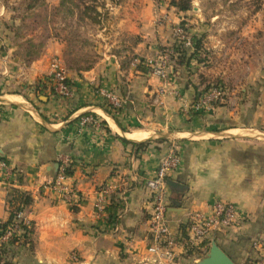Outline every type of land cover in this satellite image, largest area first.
Instances as JSON below:
<instances>
[{
  "label": "crops",
  "instance_id": "obj_1",
  "mask_svg": "<svg viewBox=\"0 0 264 264\" xmlns=\"http://www.w3.org/2000/svg\"><path fill=\"white\" fill-rule=\"evenodd\" d=\"M243 5L196 0L186 12L169 10L175 24H167L162 44L173 45L175 25L189 14L205 58L173 66L167 81L143 62L158 52L148 32L133 47L135 60L106 52L70 75L71 98L37 92L50 63L37 59L19 72L34 74L25 91L0 95V223L9 218L10 194L18 188L33 197L23 210L34 233L30 241L0 244V264H156L146 251L152 207L146 182L172 147L181 158L168 175L176 183L168 194L178 246L173 264H183L181 254L193 248L189 212H209L217 201L233 204L241 221L212 238L237 264L253 263V243L264 239V11ZM214 82L225 86L224 99L191 110ZM108 93L121 102L111 113L104 109ZM170 133H177L173 141ZM65 162L73 171L65 181L70 194L49 187Z\"/></svg>",
  "mask_w": 264,
  "mask_h": 264
},
{
  "label": "rangeland",
  "instance_id": "obj_2",
  "mask_svg": "<svg viewBox=\"0 0 264 264\" xmlns=\"http://www.w3.org/2000/svg\"><path fill=\"white\" fill-rule=\"evenodd\" d=\"M170 1L0 0V11H3L0 14V86L5 88L3 93L0 90V95L3 96L6 92H24V83L31 81L33 78L30 77L34 74L29 72L21 77H18V74L26 70L25 68L30 69L32 65L34 67V61L37 59H42L38 64L48 65L52 59L58 58L65 65L68 77L94 66L104 58L106 52L123 56L121 61H128L129 57L135 60L137 55L133 54L135 53L133 47L137 44L134 43L147 39L143 37L147 32L154 40V51L158 50L157 54H153V57H156L159 51L168 47L162 44L160 35L166 30L168 23L175 24L168 18V11L171 9L173 12L179 11L177 8L174 9L175 6H172ZM195 2L196 0H192L193 6ZM207 2L212 6L217 0H207ZM235 2L246 6L249 4L253 12L262 9L264 11V0H235ZM91 3L97 4L101 12L100 23H93L83 15L84 6ZM3 8L4 10H1ZM186 15L175 27L181 25L192 35L190 32L192 25L185 19L189 18V14ZM174 38L173 45H181L177 43L175 29ZM172 62L173 66H177L175 58ZM46 76L47 78L50 76L49 70ZM105 97L108 106H112L111 109L120 108L119 105L115 106L108 96ZM1 105L3 103L0 101V107ZM168 134L164 135L168 136ZM175 136L170 133L167 139L173 141ZM5 165L3 167L7 168ZM53 182L54 180L49 187ZM5 222L0 223V228ZM30 222L33 225V222ZM22 233L15 232L9 239H4V232L0 234V244L21 242L24 240ZM207 247L204 250L191 249L181 254L184 255L182 257L184 259L181 258L183 264H198L208 254L210 245L209 248ZM4 263L11 264L9 260Z\"/></svg>",
  "mask_w": 264,
  "mask_h": 264
},
{
  "label": "built area",
  "instance_id": "obj_3",
  "mask_svg": "<svg viewBox=\"0 0 264 264\" xmlns=\"http://www.w3.org/2000/svg\"><path fill=\"white\" fill-rule=\"evenodd\" d=\"M175 33L177 43L193 49V38L181 25L175 27ZM199 54L205 58L204 54ZM176 55L175 48L168 46L159 51L156 57L145 59V64L152 73L167 81L172 74V61ZM49 74L50 76H48V78L51 80V85L55 94L65 98L73 97L74 90L67 82V70L61 60L58 58L51 60ZM107 96L115 106L121 105V102L114 95L108 93ZM225 96V86L221 83L214 82L207 91L203 92L202 95L200 94L190 105V109L196 112L210 109L214 107L215 104L221 102ZM90 119L92 118L85 117L84 121ZM180 161L181 158L177 154L176 149L174 147L170 148L169 152L163 157L155 174L146 182V186L152 196V207L149 219L150 238L146 251L159 264H173L178 256L177 240L175 234L171 230L168 217V175L173 169L179 166ZM66 164L65 162L62 165L60 173L50 187L53 189H60L65 194H70V186L65 183L68 177L65 173ZM104 192L107 193L108 189H105ZM97 207L102 209L100 204H98ZM188 216V245L189 247H195L200 250H204L207 247V242L213 239L212 235L215 232L237 229L241 221L240 214L235 206L223 201L215 202L212 210L209 212L191 210ZM21 223L27 225L31 224L30 220L25 217L23 210L17 214L14 223L10 224V227L8 226L4 234V239H9L15 232H23ZM253 245L257 250V257L252 264H264V239H256ZM73 258H76V256L73 255Z\"/></svg>",
  "mask_w": 264,
  "mask_h": 264
},
{
  "label": "trees",
  "instance_id": "obj_4",
  "mask_svg": "<svg viewBox=\"0 0 264 264\" xmlns=\"http://www.w3.org/2000/svg\"><path fill=\"white\" fill-rule=\"evenodd\" d=\"M172 6H175L179 11H183L186 12L188 10H191L192 8V0H171L170 1ZM83 15L86 18H89L91 20V22L93 23H100L101 22V12L98 10V6L95 3H91V4H86L84 6L83 9ZM185 30L188 32V30L185 28ZM193 41H194V47L191 50V48H187L185 47L183 44L181 45H172V47L175 48V51L177 53L176 57H175V65H182L185 64L187 62H189V60L193 57H197L200 53V50L202 48V44H201V40L200 39H195L193 36ZM134 44H138L137 41H135ZM134 54V53H133ZM131 59L133 60L134 58H130L128 61H126V63H129L131 61ZM145 60H143L144 62ZM124 63V64H126ZM67 82L72 86L71 81L68 77ZM220 83V82H217ZM212 83L208 84L203 90H201L197 96V98L199 97V95L203 94V92L207 91L210 88V85ZM43 89L48 90L52 93H54V90L52 88L51 85V80L49 78L46 79V81L42 82L40 81L38 83V85H36V90L38 91H42ZM196 98V99H197ZM112 107L108 106V105H104V109L108 112H112L111 110ZM125 141H129L127 139H125ZM148 142V141H147ZM147 142H142V143H137V142H133L136 145H145V143ZM65 173L67 175H71L73 173V171L71 170V168L69 166L66 167L65 169ZM33 202V197L30 193H28L27 191L24 190H20L18 188L14 189V192L12 194L11 199L9 200V204H10V214H9V218L8 220L2 225V232L1 234H3L8 226L12 223H14V221L16 220V216L17 214L23 210L24 208H26L27 206H29L31 203ZM21 228L23 230V238L26 241H30L31 235L34 233V224H24L21 223ZM210 245V241L207 242V248H209ZM195 247L192 248V250H196Z\"/></svg>",
  "mask_w": 264,
  "mask_h": 264
},
{
  "label": "water",
  "instance_id": "obj_5",
  "mask_svg": "<svg viewBox=\"0 0 264 264\" xmlns=\"http://www.w3.org/2000/svg\"><path fill=\"white\" fill-rule=\"evenodd\" d=\"M169 186L175 185L173 181H168ZM198 264H237L236 261L218 244L214 237L210 244L208 254L203 257Z\"/></svg>",
  "mask_w": 264,
  "mask_h": 264
},
{
  "label": "bare ground",
  "instance_id": "obj_6",
  "mask_svg": "<svg viewBox=\"0 0 264 264\" xmlns=\"http://www.w3.org/2000/svg\"><path fill=\"white\" fill-rule=\"evenodd\" d=\"M130 136L133 137V138H135V139H139L140 138V135L139 134H132Z\"/></svg>",
  "mask_w": 264,
  "mask_h": 264
}]
</instances>
